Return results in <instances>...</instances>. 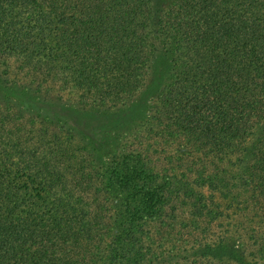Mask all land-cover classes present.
<instances>
[{
    "label": "trees",
    "instance_id": "16d2710c",
    "mask_svg": "<svg viewBox=\"0 0 264 264\" xmlns=\"http://www.w3.org/2000/svg\"><path fill=\"white\" fill-rule=\"evenodd\" d=\"M0 264H264V0H0Z\"/></svg>",
    "mask_w": 264,
    "mask_h": 264
},
{
    "label": "rangeland",
    "instance_id": "374dc122",
    "mask_svg": "<svg viewBox=\"0 0 264 264\" xmlns=\"http://www.w3.org/2000/svg\"><path fill=\"white\" fill-rule=\"evenodd\" d=\"M152 1L164 2L166 0H152ZM158 61H157V65H155L156 69L158 67L160 69L162 68L163 70L167 68L166 65L167 59L165 57L160 58ZM151 87L153 88L152 80L149 83V89ZM154 93L155 92H150V93L143 92L136 99L135 103L131 105L130 108H132V106H142L144 104L141 111V113H143L144 115L145 108H147L146 105L149 104L148 102L151 99L150 97H152ZM62 96L64 98L63 102L67 106H62L59 108L53 107V110L57 114H63L67 116L72 123L77 125L79 129L83 130L81 135H83L88 145L95 149L100 159L105 158V153L112 148L113 141L108 142L109 139L115 141L116 140L115 135L123 134L125 131H128V129H130L131 127L135 126L138 123L137 120H134L135 116L131 118H125L127 115H125L126 113H124L125 112L124 109H119L109 113L95 111L94 109H85V110L78 109L79 107L77 102V93L75 91L66 90L62 93ZM146 102L147 104H145ZM136 115L137 117L141 116L139 113H136ZM91 129H94V131L96 129V131L92 132ZM85 130L87 131L90 130V132L87 134ZM234 248L236 249L235 246Z\"/></svg>",
    "mask_w": 264,
    "mask_h": 264
}]
</instances>
